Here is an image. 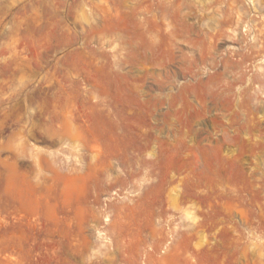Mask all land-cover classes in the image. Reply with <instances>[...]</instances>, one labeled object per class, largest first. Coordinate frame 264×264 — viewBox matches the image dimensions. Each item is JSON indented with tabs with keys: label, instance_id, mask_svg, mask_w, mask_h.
Wrapping results in <instances>:
<instances>
[{
	"label": "rangeland",
	"instance_id": "obj_1",
	"mask_svg": "<svg viewBox=\"0 0 264 264\" xmlns=\"http://www.w3.org/2000/svg\"><path fill=\"white\" fill-rule=\"evenodd\" d=\"M0 264H264V0H0Z\"/></svg>",
	"mask_w": 264,
	"mask_h": 264
}]
</instances>
